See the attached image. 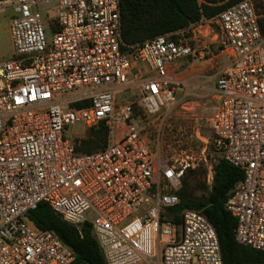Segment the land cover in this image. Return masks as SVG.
<instances>
[{
	"label": "built area",
	"instance_id": "2783aa9c",
	"mask_svg": "<svg viewBox=\"0 0 264 264\" xmlns=\"http://www.w3.org/2000/svg\"><path fill=\"white\" fill-rule=\"evenodd\" d=\"M7 9L13 52L0 60V264L73 263V251L28 218L39 203L78 230L89 224L106 264H223L200 212L182 209L178 223L165 217L179 203L184 170L197 163L187 156L169 163L159 131L153 150L141 123L159 120L161 127L179 103L169 64L203 50L184 30L122 49L118 0H0V11ZM259 17L243 0L188 30L218 25L223 64L207 124L220 158L243 173L224 208L236 219L235 241L264 252ZM101 124L102 149L79 152L66 136L75 125L80 134ZM206 171L210 185L212 165Z\"/></svg>",
	"mask_w": 264,
	"mask_h": 264
},
{
	"label": "trees",
	"instance_id": "16d2710c",
	"mask_svg": "<svg viewBox=\"0 0 264 264\" xmlns=\"http://www.w3.org/2000/svg\"><path fill=\"white\" fill-rule=\"evenodd\" d=\"M243 0H118L121 22V37L125 46L141 44L147 39L159 35L186 30V36L192 34L190 25L201 19H211L225 8ZM256 4V7H259ZM260 31L264 34V14L256 11ZM107 140V128L101 124L89 128L86 135L75 143L79 152L90 153L102 149ZM213 179L210 185L202 181L200 197L193 196L190 178L205 174L203 166L184 170L181 185L176 191L179 203L167 209L165 217L174 223L179 222L178 212L192 209L200 212L213 226L223 264H264V252L253 250L235 241L236 219L224 208L229 192L243 178L240 169L232 166L222 158L212 164ZM28 218L42 230L55 233L74 254L72 264H106L102 252L94 238L89 224L85 223L78 230L66 223L52 211L46 203L38 206L28 214Z\"/></svg>",
	"mask_w": 264,
	"mask_h": 264
},
{
	"label": "rangeland",
	"instance_id": "374dc122",
	"mask_svg": "<svg viewBox=\"0 0 264 264\" xmlns=\"http://www.w3.org/2000/svg\"><path fill=\"white\" fill-rule=\"evenodd\" d=\"M14 1V0H11ZM256 11L264 14V0H249ZM11 16V11H0V60L9 59L12 55V45L8 34V22ZM46 28V22H43ZM189 37L193 47L204 50L216 47L215 39L219 35V28L215 22L198 26ZM210 34L208 35V33ZM199 36H204L203 39ZM203 50V49H202ZM220 58H216L213 66L216 73L223 63ZM142 68L141 64H138ZM214 104L213 95L206 101V103L199 106H188L186 103H178L168 111V115L164 119L161 127H159V120H144L142 121L143 136L148 142L149 147L155 150V142L159 131V146L160 152L164 159L169 163L178 164L181 160H185L186 156L193 159L197 166H203L205 174L196 175L189 180L190 191L193 196L200 197L202 190L200 183L206 182V166L214 164V160L220 158V152L213 145V138L208 127L207 120L211 114L212 106ZM81 130L80 125H75L66 131V136L72 137L74 143L78 142L86 135V130L83 133L77 134ZM116 131V130H114ZM202 139V140H201Z\"/></svg>",
	"mask_w": 264,
	"mask_h": 264
},
{
	"label": "crops",
	"instance_id": "0c3cea01",
	"mask_svg": "<svg viewBox=\"0 0 264 264\" xmlns=\"http://www.w3.org/2000/svg\"><path fill=\"white\" fill-rule=\"evenodd\" d=\"M198 26H201V24H197L196 28L192 31L198 30ZM184 31L186 32V30ZM209 34L210 32L208 35ZM203 37L204 36L201 38L203 39ZM204 47L205 46L200 47L203 51H201L196 57L180 58L174 60L168 66L179 103H186L191 107L199 105H203L204 107V104L210 97H212V95L214 98V104L216 101L213 88L214 76L217 73V70L216 73L213 71V64L218 57L215 48L213 50L210 47L207 50H204Z\"/></svg>",
	"mask_w": 264,
	"mask_h": 264
}]
</instances>
